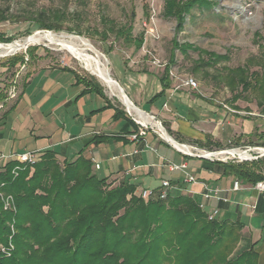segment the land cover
<instances>
[{
	"label": "trees",
	"instance_id": "trees-1",
	"mask_svg": "<svg viewBox=\"0 0 264 264\" xmlns=\"http://www.w3.org/2000/svg\"><path fill=\"white\" fill-rule=\"evenodd\" d=\"M216 2L163 0L162 12L174 18L176 27L181 29L192 8L210 9ZM3 19L0 16V20ZM102 21L109 23L102 33L103 39L108 31L114 32L132 43L134 51L141 47L143 33L133 36L131 25L116 27L111 20L102 18ZM41 26L51 28L45 22ZM253 37L259 54L248 56L242 65L223 67L225 73L221 77L231 93V102L251 93L264 114V36L255 32ZM0 41L9 39L0 36ZM171 43L173 49L184 55L189 49L198 51L194 66L197 70L229 58L227 52H210L176 39ZM111 50L109 46L106 53ZM174 61L171 52L160 77L163 88L152 100L161 96L168 86L163 80L168 78ZM22 63L23 57L14 55L1 65L12 69ZM75 76L86 83L88 89L102 94L96 82L77 73ZM4 98L5 94L0 91V100ZM119 114L123 112L118 110L115 116ZM162 124L177 140L168 125ZM102 140L103 136H94L84 145ZM56 154L53 149L44 150L35 155L32 164L20 163L14 157L2 159L0 245L11 244L12 249L9 255L0 251V264H258L257 242L235 252L244 227L240 212L235 217L220 215L208 219L207 212L211 208H201L192 194L183 193L177 186H181L178 180H169L176 188L165 198L159 197V186L144 199L135 184L98 176L82 150L73 159L63 161ZM201 159L200 168L220 178L232 176L243 185L264 182V170L259 169V164H264V156L242 162ZM7 196L11 197V202L5 208ZM217 206L223 208L225 203L220 201ZM255 209L264 214L263 197L258 198Z\"/></svg>",
	"mask_w": 264,
	"mask_h": 264
},
{
	"label": "crops",
	"instance_id": "crops-1",
	"mask_svg": "<svg viewBox=\"0 0 264 264\" xmlns=\"http://www.w3.org/2000/svg\"><path fill=\"white\" fill-rule=\"evenodd\" d=\"M65 67L33 65L22 78L19 89L2 84L0 91L5 98L0 100V155L24 151H34L38 155L53 149L56 157L63 161L73 159L82 150V154L92 161L98 176H108L114 182L126 180L136 185L137 192L156 189L163 179L178 180L180 190L203 201L207 209L216 207L221 201L225 203L219 208L221 216L235 217L240 212L244 227L235 252L257 242L258 264H264V214L255 209L260 197L257 191L248 188L231 190L232 176L220 178L200 167L193 173L185 154L164 141L148 123L136 119L124 108L126 113L102 89V94L88 89L86 83L77 80L75 73L84 75ZM163 71L164 67L160 72H134L137 78L132 76L126 82L131 97L126 93L138 109L166 123L177 137L175 141L195 145L194 141H199L220 148L242 136L245 118L237 109L208 101L196 88L183 85L184 79L177 81L178 76L171 71L163 80L169 83L163 94L152 100L163 88L160 79ZM150 82L154 91L143 98L142 91ZM137 84L141 87L140 93H136ZM139 103L146 108H141ZM118 110L123 114L115 116ZM54 115L58 122L50 119ZM143 125L147 126L145 135L133 140L130 135ZM94 136H103L104 140L84 145ZM167 160L185 162L187 171L196 181L187 182L181 172L168 170L165 167ZM96 163L98 168H95ZM203 182L223 189L220 196L226 201L204 200L201 196Z\"/></svg>",
	"mask_w": 264,
	"mask_h": 264
},
{
	"label": "rangeland",
	"instance_id": "rangeland-1",
	"mask_svg": "<svg viewBox=\"0 0 264 264\" xmlns=\"http://www.w3.org/2000/svg\"><path fill=\"white\" fill-rule=\"evenodd\" d=\"M216 1V4L210 9L192 8L190 13L185 16L182 28L178 29L174 18L163 15V0H0V16L5 18L0 20V36L9 39L8 42L0 41V43L22 42L35 33L83 37L102 55L110 76L122 87L130 101L131 95L126 88V82H129L132 76L137 78V73L134 72H160L173 52L175 61L171 65L170 71L178 76L177 81L186 77L194 78L197 83L196 90L208 101L220 102L230 108L235 107L240 113L239 115L245 118L242 121L245 131L242 136L226 143L223 147L215 148L209 144L197 146L191 142L179 143L187 145L194 154H200L204 150L239 149L247 151L250 156L246 160H241L237 154H223L217 155V157L220 161H251L257 159L258 157L254 156L259 155L262 152L261 148H264V114L256 105L251 93L245 94L244 98L238 99L236 102H231V93L221 74L225 73L223 67L242 65L248 56L259 54V48L254 42L253 35L255 32H259L264 36V0ZM57 15L60 17L56 18ZM102 18L113 21L116 27L131 25L133 36L143 33L141 47L134 51L132 43L126 42L122 36L117 37L114 32L108 31L103 39L102 33L109 23L103 22ZM44 22L51 28L42 27ZM172 39H176L180 43H191L199 49L218 54L227 52L229 58L214 66L197 70L194 66L198 58V51L189 49L184 55L179 50L173 49ZM109 46L112 47V50L106 53ZM14 55L22 56L23 63L17 64L12 69L1 66ZM152 56L156 57L160 63H154ZM38 64H56L74 69L96 82L111 99L115 100L118 106L128 113L124 109L126 106L120 93L108 88L97 76L86 69L76 53L60 49L56 44L45 41L30 43L27 47L0 55V87L2 84H6L19 89L25 73L33 65ZM136 88V93H140L141 87L137 84ZM153 88L154 86L152 87V82H150L142 91V97L151 95L154 91ZM138 105L141 108H146L142 103ZM129 113L135 118L138 117L131 110ZM55 116L50 119L58 122L59 119ZM152 120L163 126L156 118L152 117ZM239 121L238 123L241 122ZM147 125L152 129L157 127L152 124ZM248 126L250 127L248 128ZM166 133L168 132L166 131ZM170 136L174 139L172 135ZM177 154L181 156L178 152ZM187 160L189 169L193 173H197L203 160L195 157L187 158ZM248 168H252V166H248ZM259 169L264 170V164H259Z\"/></svg>",
	"mask_w": 264,
	"mask_h": 264
},
{
	"label": "built area",
	"instance_id": "built-area-1",
	"mask_svg": "<svg viewBox=\"0 0 264 264\" xmlns=\"http://www.w3.org/2000/svg\"><path fill=\"white\" fill-rule=\"evenodd\" d=\"M152 60L154 63L159 64L160 61L152 56ZM183 85H187L189 87L192 88H196L197 87V83L194 80V78L192 77H186L183 81H182ZM10 94L13 95V90L10 91ZM136 119H139V117H137ZM146 125H143V127H140L136 133H133L132 135H130V137L133 140H136L140 137H143L146 133ZM193 148V147H192ZM194 149V148H193ZM230 150V149H227ZM190 151V150H189ZM191 152V151H190ZM192 153V152H191ZM204 153H211L209 154V160H215L218 159L220 160L217 155H223V154H228V153H223L220 152V150L218 151H203ZM194 154V153H193ZM14 157L18 162L20 163H30L32 164L35 161V152L34 151H24V152H19V153H14V154H10V155H0V159H10ZM227 157V156H225ZM227 161V160H224ZM99 165L96 163L95 164V168H98ZM165 167L170 170V171H179L183 174L185 181L187 182H195L196 178L194 177V175H192L190 172L187 171V165L185 162H181V163H175L173 161H169L167 160L165 162ZM231 190L234 191H240L244 188H248L251 190H255L257 191V193L264 198V182L263 181H257L255 184L253 185H243L241 183V181L237 178H234V180L232 181L231 184ZM171 189H173V186L170 184V181L168 179H163L160 182V192H159V197L160 198H165L169 192L171 191ZM223 191V189H221L219 186L216 185H210L209 183L203 182L202 183V191H201V196L203 197L204 200H222V201H226L224 198H222L220 196V193ZM153 193V189H142L140 194L144 199H147L148 197H150ZM1 195V194H0ZM10 202H11V197L7 196L4 198V207H9L10 206ZM199 206L203 209H205L206 204L203 201L199 202ZM254 208V206H253ZM220 216V209L218 207H212L208 212H207V218L208 219H214L216 217ZM10 249H12V245L9 244L8 247L6 246H2L0 245V251L5 253L6 255H9Z\"/></svg>",
	"mask_w": 264,
	"mask_h": 264
},
{
	"label": "bare ground",
	"instance_id": "bare-ground-1",
	"mask_svg": "<svg viewBox=\"0 0 264 264\" xmlns=\"http://www.w3.org/2000/svg\"><path fill=\"white\" fill-rule=\"evenodd\" d=\"M45 41L48 43H54L60 47V49H67L77 54L79 60L83 63L84 67L88 69L93 75L97 76L111 90H117L120 93L118 84L110 76V72L102 59V55L97 52L87 39L74 35H54L51 33H35L25 38L22 42L13 41L9 44H0V55L9 54L16 50H19L30 43H38ZM93 55V56H92ZM94 57V58H93ZM123 103L129 110L137 114L145 123L152 124L158 127L152 120V116L138 109L131 101L120 93ZM164 137L168 138L167 133H163ZM178 147L190 150L187 145L178 144ZM263 151V150H262ZM231 154H237L240 158H247L250 154L247 151H241L239 149H230Z\"/></svg>",
	"mask_w": 264,
	"mask_h": 264
},
{
	"label": "water",
	"instance_id": "water-1",
	"mask_svg": "<svg viewBox=\"0 0 264 264\" xmlns=\"http://www.w3.org/2000/svg\"><path fill=\"white\" fill-rule=\"evenodd\" d=\"M0 44H4V43H0ZM27 47V45L25 46ZM117 83V82H116ZM118 84V83H117ZM119 86V84H118ZM119 89H120V93L122 95H125L124 94V91L122 89V87L119 86ZM126 96V95H125ZM127 97V96H126ZM126 106V105H125ZM126 109L128 110V107L126 106ZM164 141H166L170 146H172L174 149H176L177 151L181 152L182 154H185V155H190V156H197V157H200V158H209V154L211 153H200V154H193L191 153L189 150H185V149H182L180 147H178V143L177 141H175L168 133H167V136L168 138L164 137L163 133L165 134L166 133V130L164 129V127L159 124L158 127H156V129H153ZM263 151L259 154V155H256L254 156L255 158L257 157H260V156H264V148H261ZM220 152H223V153H228V154H231L229 152V150L227 149H223V150H220ZM241 160H246V158H240Z\"/></svg>",
	"mask_w": 264,
	"mask_h": 264
}]
</instances>
